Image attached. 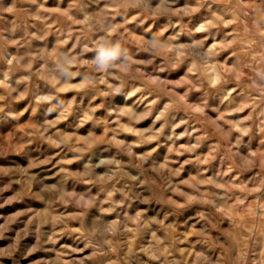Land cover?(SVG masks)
<instances>
[{
    "label": "rangeland",
    "instance_id": "rangeland-1",
    "mask_svg": "<svg viewBox=\"0 0 264 264\" xmlns=\"http://www.w3.org/2000/svg\"><path fill=\"white\" fill-rule=\"evenodd\" d=\"M0 264H264V0H0Z\"/></svg>",
    "mask_w": 264,
    "mask_h": 264
},
{
    "label": "clouds",
    "instance_id": "clouds-1",
    "mask_svg": "<svg viewBox=\"0 0 264 264\" xmlns=\"http://www.w3.org/2000/svg\"><path fill=\"white\" fill-rule=\"evenodd\" d=\"M145 6H147V4H145ZM98 49V54L92 60V72L84 76L85 80L95 81L97 78L96 74L110 73V70L115 67L116 64L126 63L130 59L127 48L123 47L119 40H112L101 36L98 41ZM71 64L72 60L69 55L62 53L58 58V70L56 72L57 78L67 82L73 75V73L69 70ZM44 99H48V97H44ZM106 231V229H92L89 235L103 238L106 235Z\"/></svg>",
    "mask_w": 264,
    "mask_h": 264
},
{
    "label": "bare ground",
    "instance_id": "bare-ground-1",
    "mask_svg": "<svg viewBox=\"0 0 264 264\" xmlns=\"http://www.w3.org/2000/svg\"><path fill=\"white\" fill-rule=\"evenodd\" d=\"M4 79H5V77H4ZM6 79H7V81H9L8 80V77H6ZM6 79L4 80L5 82H6ZM10 79V78H9ZM126 102V101H125ZM128 104V103H127ZM133 105V104H132ZM139 110V109H138ZM131 111V110H130ZM133 112H136V110H132ZM111 140V139H110ZM127 140V139H126ZM130 140V139H129ZM93 144H95V143H93ZM155 145V144H154ZM108 148V147H107ZM135 157V156H134ZM105 161V160H104ZM88 162V161H87ZM116 170V169H115Z\"/></svg>",
    "mask_w": 264,
    "mask_h": 264
}]
</instances>
